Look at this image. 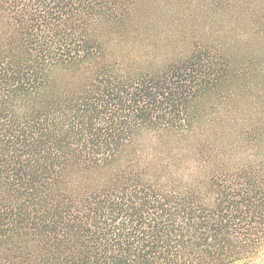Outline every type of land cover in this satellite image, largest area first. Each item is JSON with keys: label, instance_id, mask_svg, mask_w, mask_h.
Here are the masks:
<instances>
[{"label": "trees", "instance_id": "16d2710c", "mask_svg": "<svg viewBox=\"0 0 264 264\" xmlns=\"http://www.w3.org/2000/svg\"><path fill=\"white\" fill-rule=\"evenodd\" d=\"M137 1L0 0V264H264V123L221 39L264 40V0L166 48L126 38Z\"/></svg>", "mask_w": 264, "mask_h": 264}, {"label": "rangeland", "instance_id": "374dc122", "mask_svg": "<svg viewBox=\"0 0 264 264\" xmlns=\"http://www.w3.org/2000/svg\"><path fill=\"white\" fill-rule=\"evenodd\" d=\"M208 0H138L134 6L133 17L125 24L126 38L135 44L151 45L161 41L164 48L171 46L179 37L183 40L186 34L200 31L203 27L218 26L219 19L225 18L234 29H245L249 22V14L235 8L238 22L233 21L235 15L227 8L222 10L210 7ZM206 7V8H205ZM204 11V13H201ZM231 11V12H230ZM197 14L193 19L189 15ZM235 22V23H234ZM221 35V34H220ZM228 40V50L244 64H250L248 77L237 82V85H249L248 96L237 97L231 103L239 113V119H253L264 123V40L259 36L249 39L234 40L231 33L221 35ZM241 64V63H240ZM243 64V63H242ZM243 64V65H244ZM262 109L260 113L250 112Z\"/></svg>", "mask_w": 264, "mask_h": 264}]
</instances>
